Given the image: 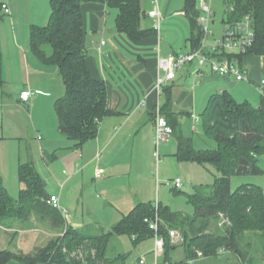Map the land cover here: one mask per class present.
Segmentation results:
<instances>
[{"label": "trees", "instance_id": "trees-1", "mask_svg": "<svg viewBox=\"0 0 264 264\" xmlns=\"http://www.w3.org/2000/svg\"><path fill=\"white\" fill-rule=\"evenodd\" d=\"M142 2L51 0L48 25L30 27V51L44 65L57 67L65 86V94L56 100L55 110L61 135L73 145L57 150L49 155V160L57 159L65 151L82 149L97 138L102 120L113 115L107 107L105 82L92 77L86 65L88 51L84 43L83 5L101 3L115 11L117 31L136 43L159 34L150 24L142 27L143 21L149 20ZM3 4L0 2V21L5 14ZM224 6L226 24L241 21L246 16L253 19L256 35L253 47L245 55L220 54V57L237 62L241 67L244 56L264 55V0H224ZM183 12L191 24L189 41L191 50H194L200 46L204 36L200 23L203 13L198 0H185ZM2 67L0 52V87L4 85ZM170 88H164L167 98L162 114L177 140L178 159L211 165L221 176L212 187H197L195 193L189 195V203L195 208L191 216L172 212L168 206L158 207L161 221H168L172 227L179 228L183 237V242L171 245L170 229L160 225V234L166 239L165 253L160 262L190 264L198 259H215L226 264H264V191L255 184H244L234 192L231 190L234 175L258 176L264 173L258 163L259 157L264 155V99L259 107H255L249 101H237L228 92L213 96L201 118L206 136L213 139L218 147L203 151L194 147L192 138L183 135L181 116L171 107ZM19 177L24 189L20 198L14 199L0 175V228L13 225L16 220L26 223L31 213L40 216L49 213L55 217L58 229L67 231L59 244L52 243L37 256L18 257L22 264H127L126 253H117L112 246L109 248L112 239L128 234L137 244L155 236L145 220L156 218V204H137L109 232L102 231L98 237H86L95 228L75 229L66 224L61 211L48 204L50 196L46 192L45 181L31 158L20 163ZM81 246L93 250L85 263L78 255H69ZM179 247L183 249L184 259L175 261V252ZM253 249L261 257L251 252ZM109 252H116V255L108 256ZM15 257L10 251H0V264H9ZM140 259L135 264H140Z\"/></svg>", "mask_w": 264, "mask_h": 264}, {"label": "crops", "instance_id": "crops-1", "mask_svg": "<svg viewBox=\"0 0 264 264\" xmlns=\"http://www.w3.org/2000/svg\"><path fill=\"white\" fill-rule=\"evenodd\" d=\"M148 1L151 2L148 12L158 8L161 14V29L157 37L142 39L136 43L117 31L115 11L109 10L106 5L101 3H87L82 7L86 32L84 43L88 51L86 65L92 77L105 82L108 92L107 107L113 115L102 120L96 139L85 144L82 149L61 153L63 155L60 161L67 162L61 165L64 166L62 174L57 175L58 172L55 173L53 168L51 169V165L48 164L51 179H56L60 183L61 189L58 193L50 190L51 192L47 194L50 197H60V204L65 208V210H61V213L66 224L75 229L94 227L100 232H109L116 225L107 229L100 222L91 224L89 219H84V216H82L83 222L79 223L80 221L76 219L77 214L69 215L70 212L66 206L79 210V202H83L85 199V194H78L71 198L73 190L81 188V185L82 187L86 186L83 184L84 182H87L88 188L95 184L93 189L97 193L94 192L89 197L107 202L109 199H106L104 194L115 182L120 184V188H116L122 196L120 199L130 206L129 211H122L119 207H115L114 211L121 216L120 221L137 204H153L150 195L155 193L157 182L154 180L151 170L152 158L161 152L164 157L174 155L178 158L177 140L174 144L173 142L163 143L159 147V151L154 152L157 111L160 109L162 114V107L167 98L164 90L166 86L171 87L168 90L172 99L171 107L181 116L182 133L186 138H192L185 128L187 117L193 116L197 123L199 116L201 117L213 96L228 92L237 101H249L255 107H259L264 99V85H262L264 55L258 54H248L242 58L240 65L247 77L243 81H237L233 76L214 74L209 68L200 69L195 64H188L176 72L173 80H167L158 89V79H165L167 75L159 66L160 60L173 54L189 52L191 50L189 39L192 30L190 21L183 12L184 5L180 9V6H175V0ZM213 1L205 0L210 8V3ZM46 2L48 8H44L46 16L44 20L48 19L51 0H46ZM222 3L224 8V15L221 16L223 30L218 34L211 30L213 35L209 37L211 40L208 38L210 43L219 40L226 28L227 16L225 15L224 0ZM4 4L9 6L8 3ZM10 9V12H13V8ZM211 10L213 12L211 25L215 26L217 23L216 9L212 7ZM149 21L152 22L145 21L144 23L143 21L142 27L145 28L148 23L152 26L155 25L153 19L149 18ZM48 23L49 20L44 26H47ZM38 24L40 23L32 24L29 28L39 26ZM28 31L30 30L28 29ZM169 32L172 33L169 34ZM103 42L105 43L103 44ZM0 43L4 82V85L0 87L2 97L12 96L4 89H6V85L14 82L15 90L19 93L13 95L15 98L12 102L13 104L14 102L26 104L28 109L30 106L33 108V114H31L33 126L40 130V133H37V139L46 141V145L42 148L43 156H49L59 149L71 147L73 143L63 137L59 131L58 116L55 110V102L65 94V86L59 71L57 78L59 80L56 82L49 77L55 74L57 67H45L39 59L40 64L32 60L31 56L27 54V51H30V44H25L27 45L25 46L19 38L13 37L8 41L1 40ZM31 75L38 76L40 86H37V80L35 82L32 80ZM46 75L48 76L45 77ZM51 82L54 83L52 88ZM22 87L24 88L21 89ZM54 87H56V91ZM63 87L64 93H62ZM23 92L32 93L28 101L21 100L20 96ZM39 105H42L45 112L48 113L50 120L48 126L45 123L37 125L35 121L34 112ZM258 163L264 171V155L259 157ZM18 165H20V161ZM98 172L102 173L98 176ZM17 175H19V168ZM258 176L259 180L256 179L247 184L261 186L264 191V173ZM80 196L83 197L82 200H80ZM81 212L83 215L84 212ZM115 240L119 242L118 249L120 250V246H123L120 237H116ZM181 259H184V254ZM147 261L149 264L153 263V259L151 261L147 259ZM213 261L198 259L190 264H211Z\"/></svg>", "mask_w": 264, "mask_h": 264}, {"label": "rangeland", "instance_id": "rangeland-1", "mask_svg": "<svg viewBox=\"0 0 264 264\" xmlns=\"http://www.w3.org/2000/svg\"><path fill=\"white\" fill-rule=\"evenodd\" d=\"M222 1L223 0H214L212 3H210L211 8L213 7V9H216L215 19L217 21L215 26L211 25V30L217 32V34L223 30L221 16L224 15V8ZM0 2L8 3L9 6H11L10 8H13V12H11L10 15H6L2 12L4 18L0 21V41H8L14 37L19 38L21 43H24V45L28 43L30 44V31L27 32L28 29L30 30L29 26L40 23L38 25L40 27H44V25L47 24L51 14L50 5L48 19L44 20L46 19L44 8H48V3L46 0H0ZM184 2L185 0H175V6H180V9H182ZM199 2L200 0H198V4ZM150 6L151 2L148 0H143V9L148 11ZM146 21L152 22L147 19ZM171 33L172 32H169V34ZM162 34L164 36V33ZM209 40H211V38H209ZM7 46L9 47V44ZM27 54L31 56L32 60H35V62L39 63L38 59L32 54L31 51H27ZM44 66L48 67L47 65ZM47 76L48 75L45 77ZM49 77H51L55 82L56 80H59L57 79L58 68L56 69L55 74ZM31 78L34 82L37 80V86H40L38 76L31 75ZM11 79L13 81L12 76ZM53 84L54 83L51 82V88L54 86ZM60 84L63 86L62 81H60ZM6 86L7 87L4 90L12 96L2 97V90L0 89V175L3 178L4 186L14 199L20 198V194L24 189V186L18 177L19 175H17L19 168L18 163L19 161L20 163H25L29 158H31L35 162L40 176L43 177L42 179L45 181L46 192L50 193V190H52L58 193L61 189L60 183L56 179H51L48 172V164L51 165V169L53 168L55 173L58 172L57 175H59L63 172L64 166L61 165L66 164L67 162L65 160L60 161V158L63 154L59 155V157L54 160H49L48 155L43 156L44 153L42 148L46 145V141L43 142L37 139V133H40V130L39 128H35L33 126V120L31 117V114H33V108L30 106V109H28L26 104L19 102H14L13 104L12 100L14 101L15 98L13 95L16 93L18 94L19 92L15 90L14 82ZM23 88L24 87L21 89ZM54 89L56 91V87H54ZM62 89V93H64V87ZM34 118L37 122V125L45 123L48 126L50 122L48 113L45 112V108H43L42 105H39L35 110ZM195 122L196 121L193 116L187 117V123L185 126L190 137L193 138L194 147L197 150L203 151L207 149H216L218 144L213 139L206 136L205 130L203 128L202 118L199 116L198 122ZM170 142H173V144L176 142L175 136L172 135L167 144ZM161 145L162 144L157 147L155 143V153L159 151V147ZM154 157L152 158L151 170L153 171V178L157 182V185L155 193L150 195L151 199L153 200V204L158 203L159 206L162 207L168 206L172 212L183 216L193 215L195 213V208L189 203V195H193L197 187H212L215 184L216 179L220 177L221 174L215 167L211 165H202L197 162L179 161V159L174 155L171 157H164V154L161 152V154L159 153L158 156L155 158ZM177 178L182 180L183 186L181 188H177L175 185V180ZM259 178V176L253 175H234L231 178V190L234 192L240 186L247 184L248 182L251 183L256 179L259 180ZM89 182L92 183L91 181ZM83 184L86 186L82 187L81 185V188H77L75 191L73 190V194L71 196V198H73V196L78 194H85V199L83 202H79V210L66 206L70 212L69 215L74 216L77 214L76 219L80 221L79 223L83 222L82 216H84V219H89L91 224L100 222L107 229H110L115 224H117L121 218L120 214L114 211L115 207H119L122 211H129L128 208H130V206L121 201L120 198L122 196L116 190V188H120V184L115 182L110 190L104 194L105 198L109 199V202L104 200L102 201L101 199L98 201L94 199V197H89L90 194H94L95 192L93 189L95 184H93V187L91 188H88L89 186L87 182H84ZM95 193H97V191ZM79 198L82 200L83 197L80 196ZM61 209L65 210V208L62 206ZM81 211L84 212L83 215ZM17 221L18 220H16L13 225L0 228V251H10L16 256V259L12 260L9 264H22L18 261V257L37 256L41 253L40 251L44 252L46 249H48L52 243L55 244L58 242L59 244V242L65 236V233H67L66 229H58L55 217L49 213L43 214L41 216L40 214L31 213L29 215L28 222L21 223L20 221ZM160 224L166 228H169L170 230L176 231L179 233V238L183 239L181 234L182 231L179 228L172 227L170 222L163 220ZM16 230L18 231L16 232ZM88 234L90 235H86V237H98L101 235L100 230L98 229H95ZM68 239H70V236ZM120 240L123 245L122 247L120 246V250L118 249L119 242L116 241L115 238L110 242L109 248L112 246L114 247L113 251L126 253V255H128L127 264H135L142 257H146L149 261L154 258V237H149L135 244L134 239L131 236L124 234L120 236ZM170 243L171 245H178L181 243V241L179 243L178 241H170ZM86 244L87 243L84 245ZM260 246L261 245L258 247L260 248ZM53 250L56 252L55 248ZM251 252H255L254 249ZM91 253H93V250H89V247L87 249L86 246H81L74 252L69 253V255H71V257L78 255L81 261L85 263ZM115 253L109 252L108 256L113 257ZM182 253L183 249L182 247H179L175 252L174 260H180L183 255ZM255 254L257 255V252H255ZM257 256L261 257V254ZM215 262L217 263H214L213 261L211 264H226L220 263V261L216 260Z\"/></svg>", "mask_w": 264, "mask_h": 264}, {"label": "built area", "instance_id": "built-area-1", "mask_svg": "<svg viewBox=\"0 0 264 264\" xmlns=\"http://www.w3.org/2000/svg\"><path fill=\"white\" fill-rule=\"evenodd\" d=\"M200 9L203 13L200 18V23L203 26L204 36L201 40L200 46L197 49L190 50L184 54H173L165 59H161L159 62L160 68L167 73L165 79H158L157 88L160 89L163 84L168 80H173L176 76V72L185 65L196 64L198 68H209L212 73L220 76H233L237 81H243L247 79L244 71L237 62H232L227 58L220 57V54L229 55H245L249 49H251L255 43V31L253 29V19L251 16H246L243 20L235 22L233 24H226L225 31L219 40L213 43L208 41V38L213 35L211 31V20L213 12L205 0H200ZM5 14L10 15V8L7 4H3ZM149 18L155 21L154 27L158 32L161 29V14L158 8H155L148 12ZM105 42H103L104 44ZM264 85V81H262ZM31 92H23L20 96L21 100L28 101L31 97ZM155 143L158 147L160 144L167 143L172 135L173 129L168 123L167 119L160 113V109L157 111L156 123H155ZM102 172H98V176ZM177 188L182 187V180L177 178L175 180ZM48 204L55 209L62 210L60 206V200L58 196H51L48 200ZM159 205L156 204L157 212L154 220L146 219V223L149 224L150 229L154 232L155 236V250L153 252V263L162 264L160 259L165 253L166 239L160 234L161 220L158 214ZM169 237L172 242L181 241L179 233L174 230H169ZM180 239V240H179ZM140 264H149L147 259L142 257ZM170 264V263H165Z\"/></svg>", "mask_w": 264, "mask_h": 264}]
</instances>
